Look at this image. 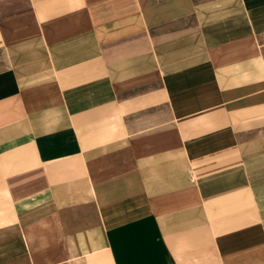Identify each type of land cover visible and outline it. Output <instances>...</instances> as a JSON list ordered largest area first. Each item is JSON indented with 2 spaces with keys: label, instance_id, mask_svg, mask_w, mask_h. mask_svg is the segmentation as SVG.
Listing matches in <instances>:
<instances>
[{
  "label": "crops",
  "instance_id": "0c3cea01",
  "mask_svg": "<svg viewBox=\"0 0 264 264\" xmlns=\"http://www.w3.org/2000/svg\"><path fill=\"white\" fill-rule=\"evenodd\" d=\"M0 264H264V0H0Z\"/></svg>",
  "mask_w": 264,
  "mask_h": 264
}]
</instances>
